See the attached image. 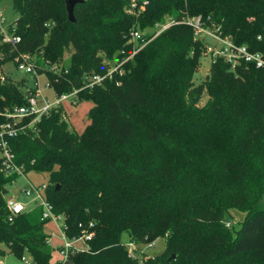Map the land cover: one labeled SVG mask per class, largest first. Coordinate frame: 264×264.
Returning <instances> with one entry per match:
<instances>
[{
	"label": "trees",
	"instance_id": "trees-1",
	"mask_svg": "<svg viewBox=\"0 0 264 264\" xmlns=\"http://www.w3.org/2000/svg\"><path fill=\"white\" fill-rule=\"evenodd\" d=\"M130 4L83 0L72 22L65 0H13L18 17L9 27L20 41L0 40V124L5 109L24 105L34 90L2 73L23 54L57 94L78 89L76 103L92 102L81 133L61 104L9 140L25 172L49 173L44 196L63 216L66 236H91L52 260L42 206L9 219L2 191L18 175L0 169V255L29 253L32 264H264V68H233L218 57L190 94L194 101L207 90L214 116L184 100L205 52L186 18L200 16L204 26L264 53V0H137L138 14ZM167 20L156 36L144 32L137 41L144 46L131 55L134 29ZM115 58L123 61L118 70L85 84L87 75L107 74ZM190 125L197 140L186 148L181 136ZM232 208L247 213L235 233L227 226ZM124 232L135 243L163 237L165 248H138L132 257Z\"/></svg>",
	"mask_w": 264,
	"mask_h": 264
},
{
	"label": "built area",
	"instance_id": "built-area-1",
	"mask_svg": "<svg viewBox=\"0 0 264 264\" xmlns=\"http://www.w3.org/2000/svg\"><path fill=\"white\" fill-rule=\"evenodd\" d=\"M139 9L137 8V0H131L128 11L130 13L138 14ZM171 22L172 20H167L164 23L157 24L153 30V36H156L165 30ZM186 22L194 28L195 36L204 41L205 51L210 53L212 60L222 57L225 61L230 63L233 68L242 63L253 64L258 68H264V53L260 51H251L247 46L235 43L229 36L223 35L221 32L214 31L204 26L200 16L187 17ZM9 26L10 24H6V18L2 12H0V40L15 44L20 41V36L13 32V27L11 29ZM142 37H144V33L140 29L136 28L131 32V39L133 41H139ZM135 52L137 51L134 50L132 55ZM22 57L23 61L17 65L18 69L24 71L25 73H31L37 77L39 74L36 66L34 65L33 58L29 54H23ZM122 63L123 61H120L118 64L111 65L108 73L105 75H87L85 77V84L87 86H93L101 83L107 76H111L113 71L118 70ZM50 69L58 71L60 68L54 64L50 66ZM48 85L50 84L48 83ZM77 91L78 89H73L70 92L57 94V99L54 102H51L48 98L41 96L39 88H35L34 90L27 91V101L24 105H14L5 109L4 114L7 120L0 124V169L5 175L16 174L19 176L25 174L23 166L16 162V155L9 142L10 138L19 135L28 128L34 127L35 123L41 119L42 115L47 114L54 107L61 105L63 101L70 100L76 103ZM27 118H30V120L26 121ZM45 187L46 184H44L41 188ZM41 188L29 185V188L25 187L21 191L27 196H30L32 191H35L37 195L36 198H34L33 205L42 206V219L47 221L53 220L57 223V220L63 216L54 211L53 205L46 200L43 194L40 193ZM6 206L9 212V219H13L18 214L29 209L27 203L15 197H7ZM60 230L64 239L62 253L65 257L77 240H85L86 237L91 236L90 233L70 239L66 236L63 226ZM128 248L130 255L134 257L136 249L138 248L135 246V242L128 244ZM22 259H25L24 256Z\"/></svg>",
	"mask_w": 264,
	"mask_h": 264
},
{
	"label": "rangeland",
	"instance_id": "rangeland-1",
	"mask_svg": "<svg viewBox=\"0 0 264 264\" xmlns=\"http://www.w3.org/2000/svg\"><path fill=\"white\" fill-rule=\"evenodd\" d=\"M0 12H2L4 17L6 18V24L13 23L15 19L18 17V14L14 10L13 0H0ZM154 29L155 28H145L142 29L141 31L144 33L148 30L152 31ZM143 46L144 44L139 46L138 42L135 41L132 47L133 49L132 53L134 50L138 51ZM64 57L68 58L69 53L65 52ZM39 60L40 63H42V61H44L45 63H48L50 61L48 58H43V57H40ZM116 61L117 60L115 58L111 60V63L115 64ZM211 62H212V56L210 55V53L203 51V55L201 57L198 66V70L191 79V86L185 92V97H184V100L187 104L192 102L193 106L197 110L201 111L203 114L209 117L211 116V114L213 116L215 114V112L213 113V110H211V112L209 111V108L211 107V104L214 101L210 93L207 90H204L203 93L200 95V97H198L194 101H190L191 100L190 94L192 92L191 91L192 88H194L195 86L199 85L200 83L206 80L207 74L209 73V69L211 66ZM19 63L20 62H18L17 64ZM17 64L14 61H8L3 65L2 73L14 82L23 83L24 91L27 88L29 89L39 88L42 97L48 98L51 102H54L57 99V92L55 88L52 85H48L49 76L46 72H42L37 77H35L31 73H25L24 71L19 70ZM226 89H227V84H225L224 87L222 88V93L225 92ZM91 105L92 102L90 100H85V99L80 100L77 103L72 102L70 100H65L62 102V107L67 117V122L73 130L79 133L84 131L85 127L89 123L88 111ZM188 120L189 119H187V121ZM196 134L197 133L195 132L194 126L190 125L189 127L185 128L181 136V144L186 148L195 145V140H197ZM227 145H228L227 143H224L223 146H227ZM49 182H50V175L48 172L28 170L27 172H25V174L19 175L15 181L7 185L6 198L15 197L27 203L29 206H31L34 203V198H36L37 193L35 191H32V194L30 196H27L21 190L25 187L29 188V185H34L36 188L39 187L41 188L44 184H48ZM40 193L45 195V188H41ZM246 216L247 213L243 210L237 208L230 209L227 213L228 220L230 221L227 223L228 228L235 233L236 230L241 226V223L243 222ZM63 224H64V219L63 217H60L57 220V223L54 222L53 220H50L47 221L44 225V230L50 234L49 245L52 251V260L54 261L62 260L65 258V255L62 253L64 239L60 230ZM122 240L127 244L131 243L127 232L123 233ZM74 245L82 249L86 246V241L84 239H80L77 240L74 243ZM135 246L139 248L140 252H146L148 254H157L164 250L165 239L163 237H159L156 240L149 243L148 242L135 243ZM138 248L136 249L135 255L138 254L137 252ZM24 258L25 259H22L10 252H6L5 254L0 255V264H32L31 256L29 255V253H25Z\"/></svg>",
	"mask_w": 264,
	"mask_h": 264
},
{
	"label": "water",
	"instance_id": "water-1",
	"mask_svg": "<svg viewBox=\"0 0 264 264\" xmlns=\"http://www.w3.org/2000/svg\"><path fill=\"white\" fill-rule=\"evenodd\" d=\"M82 1L83 0H65L68 17L72 22L75 21L74 8H75L77 3H80ZM2 192H3V194H6L7 189H3Z\"/></svg>",
	"mask_w": 264,
	"mask_h": 264
},
{
	"label": "crops",
	"instance_id": "crops-1",
	"mask_svg": "<svg viewBox=\"0 0 264 264\" xmlns=\"http://www.w3.org/2000/svg\"><path fill=\"white\" fill-rule=\"evenodd\" d=\"M28 207H29V209H30V208L34 207V205H33V204H32L31 206L28 205Z\"/></svg>",
	"mask_w": 264,
	"mask_h": 264
}]
</instances>
